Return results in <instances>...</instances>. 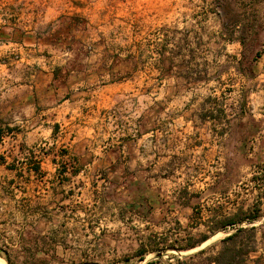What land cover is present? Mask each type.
Listing matches in <instances>:
<instances>
[{
    "label": "crops",
    "instance_id": "crops-1",
    "mask_svg": "<svg viewBox=\"0 0 264 264\" xmlns=\"http://www.w3.org/2000/svg\"><path fill=\"white\" fill-rule=\"evenodd\" d=\"M245 3L253 14L246 18V46L239 39L245 20L228 24L217 9L178 21L148 18L147 30L139 36L149 40L147 65L137 62L140 48L129 63L120 48L110 58L99 44L90 47L78 41L67 51L58 48L47 56L39 43L30 44L28 32L17 41L1 34L0 227L15 233L44 214L77 219L79 212H86L75 206L85 205L83 190H103L106 184L116 185V201L97 198L92 203L114 204L112 215L133 238L156 233L182 241L179 218H174L175 227L150 230L152 224L176 215L178 208L190 206L183 202L189 196L186 187L168 195L162 186L175 184L181 176L182 154L221 153L237 144L231 136L243 132L233 133V128L245 117L236 104L240 110L260 105L257 138L264 140V0ZM250 38L259 42L253 49L261 55L241 65L238 60ZM205 51L212 62H196ZM222 56L228 61L222 63ZM140 101L145 109H140ZM227 102L232 104L228 110ZM127 103H132L130 126L125 120ZM239 143L249 144L245 137ZM31 161L38 171L31 169ZM62 165L66 171L60 174ZM98 173L102 177L94 185L92 178ZM62 178L66 180L60 184ZM133 182L138 187L130 190Z\"/></svg>",
    "mask_w": 264,
    "mask_h": 264
},
{
    "label": "rangeland",
    "instance_id": "rangeland-1",
    "mask_svg": "<svg viewBox=\"0 0 264 264\" xmlns=\"http://www.w3.org/2000/svg\"><path fill=\"white\" fill-rule=\"evenodd\" d=\"M244 2L246 0H0V31L2 32L0 36L3 34L10 38V41H17L28 32L30 44L39 43L47 56L54 54L58 48L67 51L75 41L86 42L90 47L97 43L107 51L110 58L116 56V51L120 48L128 63L134 61L133 51L140 48L137 62L147 65L149 40L139 36H144L148 18H157L158 22L160 18H171L176 21L179 18H196L216 10L220 3L223 6L232 5L231 13L235 16L236 14L246 16L249 12L247 13ZM161 24H157V44L161 39L162 28L159 27ZM136 31L137 35H135ZM171 37L174 38L175 34L172 33ZM257 47L256 44L254 48ZM244 51L246 58H251L254 49L245 48ZM202 53L197 57L196 62H212V55L209 52ZM259 57L256 60H259ZM221 61L227 62L228 59L222 56ZM139 78L147 80L143 75ZM141 100L146 99L141 98ZM131 104H126V110L129 109L126 113L128 114L125 119L126 126H130L133 121ZM157 105L159 106L155 108L159 111L160 104ZM225 105L228 110L232 104L227 102ZM238 106L239 104H236L238 113L245 117L244 120H238L237 127L233 128V133L243 132V135L238 133L236 136H231L238 140V143L228 146L230 149L221 153L205 151L182 154L184 166L178 172L181 173L179 179L173 177L172 179L176 180L173 185L162 183L163 192L168 195L172 190L186 187L189 195L191 194L190 206L193 208L190 206L178 208L176 215L168 216L162 223L157 222L160 215H156L154 221L157 223L151 225V231L160 232L164 228L175 227L174 218H179L182 227L176 229L180 231L181 236L190 234L198 237L205 231L204 224L215 208L223 209L226 214L232 213L239 206L247 210L258 208L261 217L254 224L259 225L264 222V140L257 138L262 112L260 105L256 103L249 104L245 110L238 109ZM139 107L145 109V104L140 101ZM162 117L164 118L165 115ZM243 123L247 124L246 128L242 127ZM244 137L248 139V145L239 143ZM101 176V173L94 174L92 183L97 184ZM218 177H223V180L216 186L214 182ZM131 184L135 185L134 182L130 183V186ZM113 187L109 186L103 191L100 188L84 189L85 205L75 206L78 211L85 207L86 212L85 214L79 212L76 215L77 219L63 213L54 217V224L56 226L64 224L60 229L62 231L66 229L68 233L64 236L65 248L61 246L57 248L59 261L54 264H89L87 262L117 264L123 256L132 253L135 248V244L131 242L132 234L127 227L120 226L116 216L112 215L114 204L92 203L97 198H105L108 202L111 199L116 201L119 192ZM88 224L93 226V231L87 228ZM119 226L121 230L117 233ZM100 228L108 230L101 237H99ZM14 235V231L8 226L0 227L1 254L6 249L9 238ZM223 235L222 232L216 234L191 252L207 246ZM0 257L5 260L1 255ZM150 257L151 255H148L146 259ZM192 262L196 264L197 261ZM134 264H143V262Z\"/></svg>",
    "mask_w": 264,
    "mask_h": 264
},
{
    "label": "trees",
    "instance_id": "trees-1",
    "mask_svg": "<svg viewBox=\"0 0 264 264\" xmlns=\"http://www.w3.org/2000/svg\"><path fill=\"white\" fill-rule=\"evenodd\" d=\"M244 5L247 4L244 2ZM232 8V5L223 6L220 3L217 10L228 18V24L245 20L239 39L242 45L246 46L250 29V22L246 21V18L253 16V14L251 11H247L249 13L246 16L239 14L235 16L231 13L233 12ZM258 43L256 38H250L248 48L253 49L256 44L259 45ZM260 55L261 51L257 49L252 52L251 58H246L245 51H243L238 63L249 65ZM0 162L3 161L0 160ZM30 167L34 171L39 170V166L34 161L30 162ZM65 171L66 168L62 165L59 171L60 174ZM65 180V178H62L60 184H63ZM222 180L223 177H218L214 184L218 186L222 183ZM105 181L106 179H104ZM105 186L106 184H102L103 190ZM106 187L108 189L109 186ZM137 187L138 185L131 184L129 189L132 190ZM115 188L116 185L113 189L115 190ZM182 194L187 195V192ZM190 199L191 194L185 200L184 205H190ZM103 201H106V199L103 198ZM55 216V214H44L41 216L42 219L28 220L27 225L30 227L24 226L20 230H15V235L9 238L3 254L0 253L5 259L4 261L7 264H54L58 262L57 248L58 246L65 248L64 236L68 233L66 229L63 231L60 229V227H64V224L59 226L54 224ZM260 217L261 213L258 208L247 210L239 206L232 213L226 214L223 209L215 208L204 224L205 231L198 237L186 234L181 238L182 241H179L177 237L170 240L167 234L135 235V238L131 239V242L135 244L132 253L123 256L117 264H134L138 262H143V264H194L193 260L197 261L196 264H264V222L259 225L254 224ZM40 221L44 222L41 227L38 226ZM47 224L49 226L45 229ZM87 227L93 231V226L88 224ZM220 232L224 235L207 246L191 252ZM104 233L105 231H101L99 237L104 236ZM184 252L187 253L182 255L181 253ZM148 255H151V257L146 259ZM172 259H174L173 262ZM87 263L93 264L92 262Z\"/></svg>",
    "mask_w": 264,
    "mask_h": 264
},
{
    "label": "bare ground",
    "instance_id": "bare-ground-1",
    "mask_svg": "<svg viewBox=\"0 0 264 264\" xmlns=\"http://www.w3.org/2000/svg\"><path fill=\"white\" fill-rule=\"evenodd\" d=\"M0 264H7V263L0 257Z\"/></svg>",
    "mask_w": 264,
    "mask_h": 264
}]
</instances>
